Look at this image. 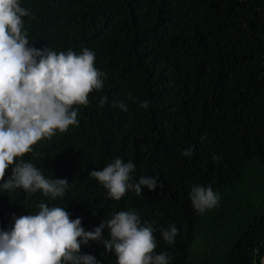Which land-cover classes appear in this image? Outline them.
<instances>
[{"label":"trees","instance_id":"trees-1","mask_svg":"<svg viewBox=\"0 0 264 264\" xmlns=\"http://www.w3.org/2000/svg\"><path fill=\"white\" fill-rule=\"evenodd\" d=\"M21 6L33 47L91 49L94 67L105 75L86 106H73L78 124L38 141L23 157L71 187L54 200L39 191L0 192V228L10 226L12 214L35 213L41 202L65 207L85 231L135 209L158 229L176 226L174 244L154 233L155 251L167 252L171 264H188L200 229L223 226L230 206L234 213L244 209L246 220L224 264H260L264 197L256 204L239 190L253 164L264 171V0H21ZM190 145L193 155L183 156ZM117 157L134 163L136 179L158 174V186L110 199L88 173ZM258 182L246 187L250 197ZM194 184L219 193L203 214L190 200ZM80 252L116 264L115 254L97 242Z\"/></svg>","mask_w":264,"mask_h":264},{"label":"clouds","instance_id":"clouds-1","mask_svg":"<svg viewBox=\"0 0 264 264\" xmlns=\"http://www.w3.org/2000/svg\"><path fill=\"white\" fill-rule=\"evenodd\" d=\"M27 15L21 0H0V192L39 191L54 200L62 198L71 183L67 178L46 177L23 157L33 152L32 146L38 141L50 140L57 132L64 133L78 124L79 109L73 106H86L88 94L102 89L105 74L94 67L91 49L77 53L33 47L22 21ZM100 103H104L103 98ZM115 106L128 110L122 102ZM139 106L147 109L149 102L142 101ZM193 148L190 145L182 155L192 156ZM213 159L217 157L213 155ZM8 169L10 174L5 178ZM134 171L131 160L124 162L117 157L88 174L110 199L119 201L126 191L140 195L144 188L152 191L158 186V174L136 179ZM189 196L201 214L219 201V193L210 185L194 184ZM37 208L35 213L12 214L10 226L0 228V264H101L94 255L80 252L81 245L89 241L114 253L116 264H171L167 252L155 251L154 233L159 231L165 242L174 244L178 234L174 224L158 229L142 222L139 213L130 209L116 212L85 231L81 218L71 219L65 207L41 202ZM260 264H264V257Z\"/></svg>","mask_w":264,"mask_h":264},{"label":"rangeland","instance_id":"rangeland-1","mask_svg":"<svg viewBox=\"0 0 264 264\" xmlns=\"http://www.w3.org/2000/svg\"><path fill=\"white\" fill-rule=\"evenodd\" d=\"M259 180L255 189V194L250 197V192L246 189L247 186L252 185L253 181ZM241 197L251 199V202L256 204H262L261 198L264 197V171L262 168L253 164L247 171L244 177V186L240 187ZM248 202H242L245 205ZM241 207V208H244ZM232 207L228 206L224 208L226 216L224 218L225 224L218 226L217 229L201 228L196 235L192 248L189 250L188 264H224L225 256L233 246L237 234L236 231L239 227L244 225L246 217L241 215V211L234 213L231 211Z\"/></svg>","mask_w":264,"mask_h":264}]
</instances>
